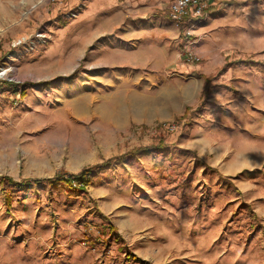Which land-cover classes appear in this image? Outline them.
Listing matches in <instances>:
<instances>
[{"label": "rangeland", "instance_id": "1", "mask_svg": "<svg viewBox=\"0 0 264 264\" xmlns=\"http://www.w3.org/2000/svg\"><path fill=\"white\" fill-rule=\"evenodd\" d=\"M170 2L0 0V264H264L263 124Z\"/></svg>", "mask_w": 264, "mask_h": 264}, {"label": "crops", "instance_id": "2", "mask_svg": "<svg viewBox=\"0 0 264 264\" xmlns=\"http://www.w3.org/2000/svg\"><path fill=\"white\" fill-rule=\"evenodd\" d=\"M209 1L218 7L200 22L197 51L209 60V72L231 55L230 80L238 85L229 89L240 94L238 103L246 107L243 113L264 127V0Z\"/></svg>", "mask_w": 264, "mask_h": 264}, {"label": "built area", "instance_id": "3", "mask_svg": "<svg viewBox=\"0 0 264 264\" xmlns=\"http://www.w3.org/2000/svg\"><path fill=\"white\" fill-rule=\"evenodd\" d=\"M217 3L224 2L226 0H215ZM209 0H171L170 2V18L176 22V24L180 26H184L185 33L188 36L193 35V28L198 23L202 22L209 11L207 10L208 6H210ZM214 5V4H212ZM38 35L40 37L47 36L45 33L39 32ZM188 42L190 47L186 52V56L190 60H200V54L197 51V38H188ZM19 42H23V38L19 40ZM0 72L1 68H0ZM6 75V74H5ZM4 74H0V77H4Z\"/></svg>", "mask_w": 264, "mask_h": 264}, {"label": "trees", "instance_id": "4", "mask_svg": "<svg viewBox=\"0 0 264 264\" xmlns=\"http://www.w3.org/2000/svg\"><path fill=\"white\" fill-rule=\"evenodd\" d=\"M216 9L215 5H210L208 6L207 10L209 12H212ZM188 38H196L194 35L188 36ZM223 70L221 68L218 70L217 73H212V74H202V76L205 78L207 81V85L205 87V93H209L211 90V84L212 81L214 80L215 76L218 75ZM160 147L165 145V142H161ZM144 149V146H138L134 149H131L130 151L124 153L123 155L120 156V158H125L128 156L129 153L133 152H138L140 150ZM109 161V160H108ZM97 166H90V167H85L78 173H70V172H63L60 173L59 176L56 178H48V179H38L37 182L41 183L43 181H48L50 184L56 185V187L60 190H68L71 195L74 196H87L89 194V191L87 189V185L90 182V174L91 172L96 168ZM112 228H116L113 226V224H110ZM117 229V228H116Z\"/></svg>", "mask_w": 264, "mask_h": 264}, {"label": "bare ground", "instance_id": "5", "mask_svg": "<svg viewBox=\"0 0 264 264\" xmlns=\"http://www.w3.org/2000/svg\"><path fill=\"white\" fill-rule=\"evenodd\" d=\"M1 71L2 72H0V74H4L5 75V74L8 73L9 69H7L6 67H2ZM234 170H236V168H233V167L230 168V171H234ZM129 223H132V221L130 219L126 218V219L123 220V225H128Z\"/></svg>", "mask_w": 264, "mask_h": 264}]
</instances>
